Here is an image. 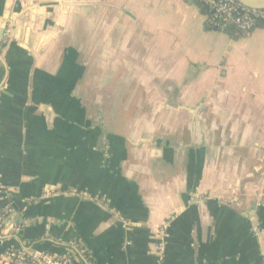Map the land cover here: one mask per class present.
<instances>
[{"label": "crops", "instance_id": "crops-1", "mask_svg": "<svg viewBox=\"0 0 264 264\" xmlns=\"http://www.w3.org/2000/svg\"><path fill=\"white\" fill-rule=\"evenodd\" d=\"M206 17L194 0H0V264H264V24ZM100 41L112 128L86 82Z\"/></svg>", "mask_w": 264, "mask_h": 264}, {"label": "built area", "instance_id": "built-area-1", "mask_svg": "<svg viewBox=\"0 0 264 264\" xmlns=\"http://www.w3.org/2000/svg\"><path fill=\"white\" fill-rule=\"evenodd\" d=\"M208 9L206 17L209 27L223 29L227 24H233L241 33H248L260 24H264V9H253L238 0H195ZM199 200H206L207 196H198ZM0 215V222H1ZM160 231L166 228V224L158 227ZM253 231L259 235L257 225ZM163 243L158 244L162 249ZM264 259V251H262ZM5 264H73L69 256H54L44 252H29L25 249H8L5 252Z\"/></svg>", "mask_w": 264, "mask_h": 264}, {"label": "rangeland", "instance_id": "rangeland-1", "mask_svg": "<svg viewBox=\"0 0 264 264\" xmlns=\"http://www.w3.org/2000/svg\"><path fill=\"white\" fill-rule=\"evenodd\" d=\"M87 34L90 36H100L99 38L102 41L105 36L112 35V32L110 28L101 26L98 28L88 29ZM93 46L95 50L100 51L102 58L100 59V68H95L94 75L86 79V82L92 84L96 82L99 77H101L100 82L103 88L101 94L102 97L107 100L105 103L106 107L103 109V117L112 128V44H104L103 42L95 45L89 44L86 46V52L92 50ZM164 113H167V111Z\"/></svg>", "mask_w": 264, "mask_h": 264}, {"label": "water", "instance_id": "water-1", "mask_svg": "<svg viewBox=\"0 0 264 264\" xmlns=\"http://www.w3.org/2000/svg\"><path fill=\"white\" fill-rule=\"evenodd\" d=\"M240 3L244 4L253 9H264V0H238ZM9 21H4L1 25V33L4 36L6 29L8 28ZM12 26V25H11ZM5 37H8L6 35Z\"/></svg>", "mask_w": 264, "mask_h": 264}, {"label": "trees", "instance_id": "trees-1", "mask_svg": "<svg viewBox=\"0 0 264 264\" xmlns=\"http://www.w3.org/2000/svg\"><path fill=\"white\" fill-rule=\"evenodd\" d=\"M195 1V0H194ZM198 5H200L206 12H207V14L209 13L208 12V9L205 7V6H203L202 4H200L199 2H197V1H195ZM230 26H233L234 28H236L233 24H231V23H229V24H227L223 29L224 30H226V29H228Z\"/></svg>", "mask_w": 264, "mask_h": 264}]
</instances>
